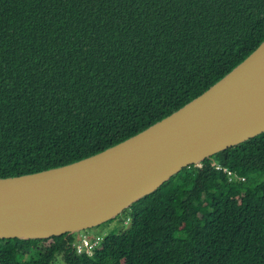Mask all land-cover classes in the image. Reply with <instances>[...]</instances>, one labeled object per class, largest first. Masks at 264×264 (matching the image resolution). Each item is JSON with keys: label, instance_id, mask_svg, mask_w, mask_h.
Listing matches in <instances>:
<instances>
[{"label": "trees", "instance_id": "1", "mask_svg": "<svg viewBox=\"0 0 264 264\" xmlns=\"http://www.w3.org/2000/svg\"><path fill=\"white\" fill-rule=\"evenodd\" d=\"M263 40L264 0H0V177L142 131ZM124 212L128 226L92 255L73 249V234L10 238L0 239V264L58 254L63 264H264V132L183 168Z\"/></svg>", "mask_w": 264, "mask_h": 264}, {"label": "water", "instance_id": "2", "mask_svg": "<svg viewBox=\"0 0 264 264\" xmlns=\"http://www.w3.org/2000/svg\"><path fill=\"white\" fill-rule=\"evenodd\" d=\"M263 132L264 40L204 92L142 131L64 165L0 177V239L96 227L183 168Z\"/></svg>", "mask_w": 264, "mask_h": 264}, {"label": "built area", "instance_id": "3", "mask_svg": "<svg viewBox=\"0 0 264 264\" xmlns=\"http://www.w3.org/2000/svg\"><path fill=\"white\" fill-rule=\"evenodd\" d=\"M215 167L217 169H222L226 174L230 181L233 180H245V176L241 175L236 170H230L225 166L215 163ZM81 232V231H80ZM74 233V240L71 243L73 249L78 254L86 253L88 255H92L94 250L98 247L102 236H92L90 233ZM78 233H80L78 235Z\"/></svg>", "mask_w": 264, "mask_h": 264}, {"label": "rangeland", "instance_id": "4", "mask_svg": "<svg viewBox=\"0 0 264 264\" xmlns=\"http://www.w3.org/2000/svg\"><path fill=\"white\" fill-rule=\"evenodd\" d=\"M126 213L123 211L121 214H119L116 218L109 220L103 224H100L96 227L89 228L87 230H82L80 233H90L92 236H105L109 232L113 230H123L127 225L124 224L125 215ZM78 233V235L80 234ZM1 255L3 258L7 257V252L3 250L1 252ZM64 259L62 254L57 255L56 261H53L51 264H63Z\"/></svg>", "mask_w": 264, "mask_h": 264}, {"label": "clouds", "instance_id": "5", "mask_svg": "<svg viewBox=\"0 0 264 264\" xmlns=\"http://www.w3.org/2000/svg\"><path fill=\"white\" fill-rule=\"evenodd\" d=\"M216 162V161H215ZM215 166V165H214Z\"/></svg>", "mask_w": 264, "mask_h": 264}]
</instances>
